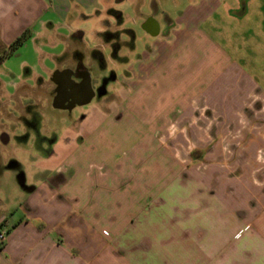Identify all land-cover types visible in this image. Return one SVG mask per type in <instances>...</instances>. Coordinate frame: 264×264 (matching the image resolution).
Here are the masks:
<instances>
[{
  "label": "crops",
  "instance_id": "crops-1",
  "mask_svg": "<svg viewBox=\"0 0 264 264\" xmlns=\"http://www.w3.org/2000/svg\"><path fill=\"white\" fill-rule=\"evenodd\" d=\"M101 5L150 38L116 80L128 98L150 79L168 93L147 137L159 164L49 168L14 213L0 209V264H264V70L249 46L264 0H0V53L28 30L23 46L68 41L71 14L95 20Z\"/></svg>",
  "mask_w": 264,
  "mask_h": 264
},
{
  "label": "rangeland",
  "instance_id": "rangeland-1",
  "mask_svg": "<svg viewBox=\"0 0 264 264\" xmlns=\"http://www.w3.org/2000/svg\"><path fill=\"white\" fill-rule=\"evenodd\" d=\"M109 4L116 10L126 7L114 1ZM97 9L103 13L91 21L76 22V13L71 14L68 41H58L48 32L41 42L27 43L3 60L1 56L6 51L0 53V209L5 212L14 213L32 185L48 178L49 168L71 163L73 157L85 168L91 164L108 165L111 170L132 162L159 164L147 137L162 98L168 93L147 91L152 84L150 79L143 91L131 93L128 98L116 80L127 70L124 58L134 60L150 38L144 35L141 22L126 19L121 27L104 5ZM128 15L133 17L134 13L129 11ZM252 23L256 25L255 18ZM121 28L129 31L120 33ZM77 31L85 33L80 42L76 40ZM99 32L105 35L100 37ZM258 39L253 37L249 46L253 68L261 71L264 35ZM37 48L43 51L38 52ZM23 61L30 67L23 70ZM80 64L88 69L96 96L90 103L73 109L56 107L54 74L66 69L75 71ZM15 76H21L20 83ZM14 78L15 88L8 85L9 79ZM163 131L161 128L158 132ZM154 142L162 148L168 146L161 134ZM143 149L150 153L145 155ZM68 154L73 156L66 157Z\"/></svg>",
  "mask_w": 264,
  "mask_h": 264
},
{
  "label": "flooded vegetation",
  "instance_id": "flooded-vegetation-1",
  "mask_svg": "<svg viewBox=\"0 0 264 264\" xmlns=\"http://www.w3.org/2000/svg\"><path fill=\"white\" fill-rule=\"evenodd\" d=\"M53 81L57 85L54 96L56 107L73 109L87 104L96 96L90 73L82 64L75 71L66 69L56 72Z\"/></svg>",
  "mask_w": 264,
  "mask_h": 264
},
{
  "label": "trees",
  "instance_id": "trees-1",
  "mask_svg": "<svg viewBox=\"0 0 264 264\" xmlns=\"http://www.w3.org/2000/svg\"><path fill=\"white\" fill-rule=\"evenodd\" d=\"M30 37V31H26L20 37H18L8 48L5 50V55L1 56V59H5L14 54Z\"/></svg>",
  "mask_w": 264,
  "mask_h": 264
},
{
  "label": "built area",
  "instance_id": "built-area-1",
  "mask_svg": "<svg viewBox=\"0 0 264 264\" xmlns=\"http://www.w3.org/2000/svg\"><path fill=\"white\" fill-rule=\"evenodd\" d=\"M6 239V233L0 230V246L4 243Z\"/></svg>",
  "mask_w": 264,
  "mask_h": 264
}]
</instances>
